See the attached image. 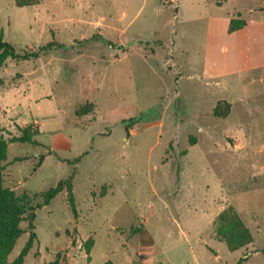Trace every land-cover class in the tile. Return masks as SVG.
Returning a JSON list of instances; mask_svg holds the SVG:
<instances>
[{"label": "rangeland", "instance_id": "rangeland-1", "mask_svg": "<svg viewBox=\"0 0 264 264\" xmlns=\"http://www.w3.org/2000/svg\"><path fill=\"white\" fill-rule=\"evenodd\" d=\"M1 36L59 44L0 66L3 185L36 206L74 172L77 208L26 213L9 262L35 231L23 264H264V0H0Z\"/></svg>", "mask_w": 264, "mask_h": 264}, {"label": "trees", "instance_id": "trees-1", "mask_svg": "<svg viewBox=\"0 0 264 264\" xmlns=\"http://www.w3.org/2000/svg\"><path fill=\"white\" fill-rule=\"evenodd\" d=\"M17 2L19 5L25 6L38 3V0H17ZM244 25H246L244 19L233 18L230 24V29L236 30L242 28ZM58 45L57 42L50 41L46 45L40 46L36 51L32 50L30 52L20 53L12 42L4 40L1 36L0 66L7 59L26 60L31 57L40 56L42 52L54 49ZM227 113L228 110L223 112L219 106L215 109V114L217 116H225ZM36 134H38L36 129H33L32 126H26L23 128L22 134L14 136L12 140L36 143V140L34 139V135ZM6 148V142L0 139V264H23L25 256L33 247L34 241L37 237L35 231L31 233L28 242L14 261L9 262L7 260V255L14 248L17 239L25 232V229L20 226V223L25 219L26 213H30L28 215H30L31 220H34V210L36 207L50 204L59 193L67 190L69 202L75 214H77L72 181L74 178V172H72L68 178L60 180L55 186L43 191L41 193L42 201L36 206H33L30 204V199L27 194L18 197L3 185L2 161L6 159ZM79 159L80 158H77V160ZM217 232L231 250H237L252 241L250 230L246 227L239 214L232 207L220 213ZM90 241L92 240H89V242Z\"/></svg>", "mask_w": 264, "mask_h": 264}]
</instances>
